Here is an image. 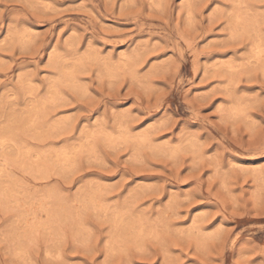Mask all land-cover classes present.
I'll return each mask as SVG.
<instances>
[{"label": "rangeland", "instance_id": "1", "mask_svg": "<svg viewBox=\"0 0 264 264\" xmlns=\"http://www.w3.org/2000/svg\"><path fill=\"white\" fill-rule=\"evenodd\" d=\"M0 264H264V0H0Z\"/></svg>", "mask_w": 264, "mask_h": 264}]
</instances>
